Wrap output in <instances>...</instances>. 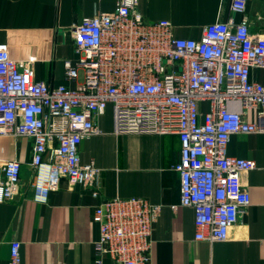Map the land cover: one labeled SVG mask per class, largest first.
Segmentation results:
<instances>
[{"label": "built area", "instance_id": "obj_1", "mask_svg": "<svg viewBox=\"0 0 264 264\" xmlns=\"http://www.w3.org/2000/svg\"><path fill=\"white\" fill-rule=\"evenodd\" d=\"M247 1L230 0L231 11L244 13ZM137 2L117 0L111 12L71 28L78 58L64 65L68 80L82 72L74 88L36 79L33 60L13 58L0 44V135L31 138V187L45 201L62 177L98 196L99 168L81 163L79 145L100 132L96 120L108 104L115 134L176 133L179 205L194 211L196 240H226L250 204L240 175L254 165L229 155L228 142L264 132V84L250 77L251 68L264 67V38L246 18L231 17L206 25L199 39L175 37L169 20H145ZM20 169L19 160L0 158V202L18 195ZM157 210L142 197L103 198L92 212L99 226L94 264L104 256L112 264H151ZM19 250L13 240L7 264H20Z\"/></svg>", "mask_w": 264, "mask_h": 264}, {"label": "crops", "instance_id": "obj_2", "mask_svg": "<svg viewBox=\"0 0 264 264\" xmlns=\"http://www.w3.org/2000/svg\"><path fill=\"white\" fill-rule=\"evenodd\" d=\"M117 0H0V44L13 58L33 60L35 77L52 87L74 88L82 80L65 78V61L77 54L71 28L97 12H111ZM136 11L147 21L169 20L175 37L199 39L206 25L231 17L246 18L251 33L264 38V0H248L234 13L230 0H138ZM251 79L264 84V67H253ZM230 108L239 109L237 102ZM208 109L207 102L201 110ZM251 113H247L251 118ZM100 132L79 145L81 163L99 168L98 196L66 178L45 201L31 187L32 140L0 135V158L21 163L18 195L0 202V264H7L10 245L20 242V264H94L99 226L93 208L103 198L142 197L158 206L152 224L151 264H264V132L234 134L229 155L247 158L253 167L241 173L250 204L229 230L226 240L195 239L194 211L179 205L178 134L113 132L108 104L96 120ZM103 264H112L108 256Z\"/></svg>", "mask_w": 264, "mask_h": 264}]
</instances>
